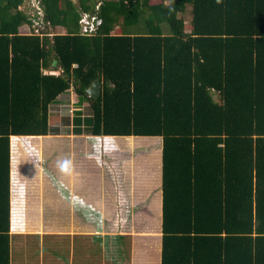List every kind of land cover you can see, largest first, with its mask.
I'll return each instance as SVG.
<instances>
[{"label": "trees", "instance_id": "trees-1", "mask_svg": "<svg viewBox=\"0 0 264 264\" xmlns=\"http://www.w3.org/2000/svg\"><path fill=\"white\" fill-rule=\"evenodd\" d=\"M41 2L54 36L22 33L25 0H0V264H11L18 144L51 135L71 90L92 107L91 149L133 142L108 159H130L134 183L154 182L147 143H163L162 209L146 219L120 168L91 179L114 182L99 231L134 235L132 264H264V0ZM82 12L102 19L96 34L81 33ZM13 210L19 230L18 193Z\"/></svg>", "mask_w": 264, "mask_h": 264}, {"label": "crops", "instance_id": "crops-1", "mask_svg": "<svg viewBox=\"0 0 264 264\" xmlns=\"http://www.w3.org/2000/svg\"><path fill=\"white\" fill-rule=\"evenodd\" d=\"M21 32L27 33V31L22 29ZM66 102L71 104H65ZM54 106L60 108L63 113L60 116L57 110H52L55 119H57L56 121H59V117L62 118L63 116L71 122L67 127V134H58V131H61L62 123L55 122V125L51 127V135L49 137L37 140L36 144H18L17 169H15L12 177L11 264H16L13 252L14 235H28L31 236V239L34 237L35 242L31 243H35L36 250L41 251L42 248L44 250L52 248L47 246V244L54 242L55 248L61 252L64 242L68 239L71 245L68 258L69 264L83 262V253L76 248L77 244H80L77 238L81 236L92 239L93 243L96 240V244L99 239L104 240V249L108 248L110 241L115 243L117 238H119L122 248L126 249L124 238H126L127 234L121 232L112 234L103 230L99 231V227L103 226V219L98 216V211L105 207L104 198L108 191L111 193L115 191L112 188L114 182L110 181L105 186L103 183L95 184L97 181H91V179L100 177L101 172H104L103 170L106 168L105 163L110 168H120V172H123V178L119 175L117 179L126 180V183L133 187L134 192L130 196L129 202L127 201L128 206L132 203L133 210L135 205L143 206L145 219L146 214L150 211L152 212L154 208L156 210L162 209L161 163L163 143L160 139L156 142L147 143L150 147L147 162H151L153 157L156 160L154 176L152 171L147 174L153 178L154 182L134 183L129 175L132 167L131 162H129L130 159L125 161L123 158L120 162L113 163L109 160L113 159L111 155L112 148L107 149L109 147L105 145L100 147L97 145V148L91 149L87 144L86 139H95L92 136V131H87V122L83 120L86 119L85 116L93 117L94 113L89 102L80 101L79 96L71 90L61 95ZM67 106L70 109L65 111L71 115L64 113L63 108ZM89 109L92 110V113L86 114L85 111L87 112ZM112 143V147L115 146V149L112 150L115 155L113 157L118 160L119 156L124 155L125 146L129 147L133 142L129 139L125 145L120 140H114ZM13 148L14 151L15 144ZM118 166H122L123 170ZM145 177H147L146 174ZM107 178L111 179V175L108 174ZM16 193H18V200H20V211L23 218L22 228L19 230L14 228L13 209ZM150 193L154 194V199H149ZM147 204L149 209H147ZM153 205L155 206L152 208ZM133 210H131L132 216ZM91 213H94V216ZM135 220V217H133L131 222H135ZM23 226L26 228H23ZM55 237H58V239ZM17 243L22 244L23 240H18ZM42 243L44 244L43 246ZM91 243L84 246H89ZM133 243L134 239L132 237V246ZM82 250L86 252L84 247ZM115 261L117 262L116 264H132V252L131 260L126 254L121 261L117 259ZM58 264H64L60 257Z\"/></svg>", "mask_w": 264, "mask_h": 264}, {"label": "rangeland", "instance_id": "rangeland-1", "mask_svg": "<svg viewBox=\"0 0 264 264\" xmlns=\"http://www.w3.org/2000/svg\"><path fill=\"white\" fill-rule=\"evenodd\" d=\"M30 7V3L26 2L25 5H23V9H26L29 11ZM186 19V29L187 31H189L191 29V24L190 21L192 19V15H191V8H188L186 13L183 15ZM26 27V28H24ZM22 27L21 29L24 31L29 32L30 29L29 27L26 25ZM119 29L116 30V32ZM81 101V100H80ZM71 104L70 102H66L65 104ZM76 106V105H75ZM70 107H64V113L67 115H71L69 112L66 113L67 111L65 110H69ZM52 110H57V113L63 114L60 108H56V106H53ZM86 114H90L92 113V110L89 109V111H85ZM85 115V114H84ZM83 118V117H81ZM86 119H83L87 122L88 128L87 131L91 132L92 131V126H93V119L92 117L90 118L89 116H85ZM65 117L62 116L59 117V121H56V123H62L61 126V131H58V134L61 133L63 135H66L68 132V126L69 124H71L70 120L67 119ZM55 125V124H54ZM52 125V126H54ZM59 130V129H58ZM15 179V178H14ZM21 236V237H20ZM35 236V235H34ZM22 238V239H21ZM56 239H58V237H55ZM31 236L28 235H14L13 236V241H14V256L16 258L15 262L16 264H58V259L59 257L64 261V264H69L68 263V258L70 255V249H71V245L69 240L67 239L64 242V246L62 251L60 252V250L57 248H55V244L54 242L47 244V246L52 247L49 250L46 249L44 250L42 248L41 250H36V245L35 243H31V242H35L34 237H32L31 241ZM18 240H23L22 244H18ZM60 240V238H59ZM92 239L90 238H84L83 236L78 237L77 241L80 243L79 245L77 244V250H81V253H83V262L79 263V264H116L117 262L115 261V259L121 261L124 258V255L128 254L129 259L131 260V252H132V237L130 235H127L126 238H124V243H125V248H122L121 245V241L119 238H117V242L113 243L112 241L109 242L108 244V248L104 249L103 245H104V240L99 239L97 244H96V240L94 241V243L91 241ZM17 241V242H15ZM92 242V243H91ZM89 243H91L89 246H84V245H88ZM131 244V245H130ZM44 244L42 243V246ZM84 247V249H86V252H83L82 248ZM19 251V252H18ZM53 251V252H52ZM80 252V251H79ZM77 253V252H76ZM127 260V257H126ZM77 262V260H76Z\"/></svg>", "mask_w": 264, "mask_h": 264}, {"label": "built area", "instance_id": "built-area-1", "mask_svg": "<svg viewBox=\"0 0 264 264\" xmlns=\"http://www.w3.org/2000/svg\"><path fill=\"white\" fill-rule=\"evenodd\" d=\"M26 2L30 3V7L28 8L29 11H27L31 20V23L24 25H27L30 29L27 33H36L41 36H54L58 30L54 29L52 26L49 27L50 22L46 19V12L41 0H25L24 5ZM97 9H99V5ZM101 23L102 19L99 17L98 13L82 12L80 19L81 33L83 35H94L97 33ZM77 67L78 66H76V68Z\"/></svg>", "mask_w": 264, "mask_h": 264}, {"label": "water", "instance_id": "water-1", "mask_svg": "<svg viewBox=\"0 0 264 264\" xmlns=\"http://www.w3.org/2000/svg\"><path fill=\"white\" fill-rule=\"evenodd\" d=\"M58 65V62H54V67ZM46 75L60 76L62 72L60 70L46 71ZM88 95L93 99H98L102 94V82L100 80L94 81L92 86L87 90Z\"/></svg>", "mask_w": 264, "mask_h": 264}]
</instances>
